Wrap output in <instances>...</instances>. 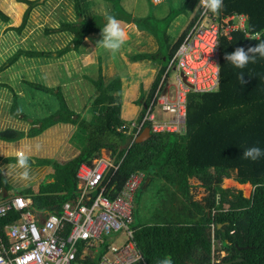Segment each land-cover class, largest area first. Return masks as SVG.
I'll list each match as a JSON object with an SVG mask.
<instances>
[{
  "label": "trees",
  "instance_id": "trees-1",
  "mask_svg": "<svg viewBox=\"0 0 264 264\" xmlns=\"http://www.w3.org/2000/svg\"><path fill=\"white\" fill-rule=\"evenodd\" d=\"M18 1L26 4L20 22L15 26H7L16 33L24 29L31 8L40 3V0ZM69 1L74 13L73 18L60 16L57 29H46L64 32L70 37L67 45L45 51L30 49L23 51L24 54L50 55L55 52L60 55L70 48H77L87 35L100 34L108 16L123 19V25L132 22L145 31L148 30L151 35L156 34L157 30L152 31L145 24H141L139 18L126 13L120 5V0H103L111 3V7L103 14H100L103 11H98L100 13L97 14L95 12L91 18L84 17L83 3H94L96 0ZM61 6L63 8V5ZM221 14L246 15L244 28L232 30L229 38H219L217 88L203 93L187 91L183 133L150 132V136L143 142L129 143L132 135L128 133L129 125H126L122 116V106L118 99L121 93L120 77L116 75L104 80L99 62V76L92 80L98 89V94L92 101L97 108L96 114H92L88 119L80 116L69 109L59 87L56 91L54 87H50V91L56 96L60 95L62 99L58 100L61 103L49 115L31 119L26 130L12 127L0 129V141L14 143L21 138L37 136L56 123L70 124L76 126L71 141L77 147V153L65 161L51 157H30L31 166L51 168L45 179L38 183L36 190L28 185L10 193L13 183L7 176L0 174V201L19 194L30 200L28 206L31 209L59 211L61 205L74 196L78 164L89 163L99 154L101 148H105L111 151L116 162L120 161L117 170L110 177L115 191L121 188L127 176L137 169L146 172V179L139 190L147 178L148 183L156 178L165 179L167 182L163 180L164 183H168L167 188L163 185L168 194L164 202V205H169L164 212L168 217L164 215L166 217L163 222L154 221L132 226L135 245L141 253V258L130 264H159V261L168 256L173 264H264V187H257L258 184L264 185V156L255 162L242 156L243 151L252 146L264 151V59L258 58L255 64L250 63L244 69H236L224 59L225 54L233 52L237 47L247 49L264 42V0H223ZM0 21L9 23V17L1 10ZM182 35L183 32L167 53L138 51L130 56L133 61H163L148 93L145 94L144 89L140 91L138 102L140 99L147 102L153 94L165 63ZM163 36L161 43L165 42L167 47L170 36L166 29L163 30ZM18 52L22 51L14 52L9 62L15 60ZM240 74L244 75L245 83L238 79ZM37 87H44L46 90L49 88L40 83L33 85V88ZM143 111L144 109L139 111V114ZM8 113L13 118L21 114L14 94ZM22 118L26 119V115L22 114ZM146 126H150L148 122L144 125ZM14 162L16 156L0 155V168L1 163ZM192 176L200 180L207 192L202 202H192L189 183ZM229 176L239 183L249 182L253 186L251 194L244 197L241 190L221 188V180L230 178ZM48 178L52 180H47ZM189 202L200 208L192 207ZM17 217L18 211L14 208L5 216H0V234L4 238V225ZM212 222L215 223L214 237L219 242L218 245L215 243L214 247L215 252H218L215 253V259L219 258V261L212 260ZM220 250L224 252L222 257L219 255ZM235 258L241 260L228 263ZM88 260L90 261L86 258V261Z\"/></svg>",
  "mask_w": 264,
  "mask_h": 264
},
{
  "label": "rangeland",
  "instance_id": "rangeland-1",
  "mask_svg": "<svg viewBox=\"0 0 264 264\" xmlns=\"http://www.w3.org/2000/svg\"><path fill=\"white\" fill-rule=\"evenodd\" d=\"M199 0H164V2L153 5L149 0H120V5L135 18H139L141 24H145L156 34L151 35L148 30L139 31L134 25H121L128 33V40L122 49L113 57L109 52L100 48L96 43L101 39V32L98 36L90 34L85 38L77 48H70L62 54L58 55L53 52L50 55H32L27 56L23 51L27 50H47L63 48L69 42L70 37L64 32L49 30L47 28L57 29L60 16L73 18L72 5L69 0H40V3L31 8L27 18L26 25L20 33L8 29L7 26H15L20 22L21 14L26 7L24 2L18 0H0V10L9 17V23L0 21V120L3 116L5 122L0 124V129L12 127L13 123L18 125L20 129L26 130L31 119L43 118L49 115L63 98L69 109L80 116L89 118L92 114H96L97 108L92 104L93 99L98 94L92 80L99 76L98 65L101 63V76L104 80H109L119 75L121 80V93L118 99L122 106V116L126 121V125H132L139 117L141 109L140 91L145 90V94L153 82L157 74L158 66L163 61H150L142 59L133 61L130 56L142 51L154 50L158 46V40L164 39L163 30L166 29L171 40H175L185 24L191 25L194 12L197 9ZM82 10L84 17L91 18L92 15L100 13L98 11L107 10L111 7V3L103 0L93 2H84ZM63 5V8L62 6ZM167 8V11H165ZM171 10V12H170ZM170 12V13H169ZM100 14H103L100 13ZM150 16L147 20L145 17ZM143 19V20H142ZM132 24V23H129ZM184 29V30H185ZM159 45L164 53H167L166 45ZM17 50L18 56L14 61L9 62L11 56ZM99 61V62H98ZM9 62V63H8ZM160 64H159V63ZM156 65L157 69L150 71L149 65ZM174 73L169 71L170 80L173 79ZM29 81V82H28ZM40 83L49 87L47 90L42 87L33 88V85ZM50 87L60 89V95L56 96ZM16 98V105L20 110L21 116L12 118L9 116L8 109L13 99ZM117 95V93H116ZM4 114V115H3ZM22 114L26 115V119L22 118ZM157 114V113H156ZM157 116H160L157 114ZM17 123V124H16ZM17 128V129H19ZM76 126L65 123H56L41 134L30 137L21 138L16 143L0 141V155H14L16 152L23 150L31 158L51 157L59 161H65L77 153V147L72 143V133L76 130ZM107 149H100L101 156H105ZM113 156V155H112ZM33 162V160H32ZM1 163V167L9 171L6 175L13 186L10 190L21 188V186H32L33 190L37 189L38 183L45 179L47 173L51 172L49 166H31V179L24 181L18 178L20 170L13 169L15 164ZM231 179V178H230ZM47 180H52L48 178ZM165 179H152L147 186H142L138 191L134 208L133 225H144L152 223L158 217L166 215L161 210H167L169 205L166 202V190L168 183H164ZM196 179L190 178L192 184L191 195L195 202H202L207 194L204 186L202 189L197 183L191 181ZM166 181V180H165ZM200 181V180H199ZM167 182V181H166ZM249 183V182H247ZM242 184V185H241ZM231 179L227 182L225 178L221 180V188H231L241 190L244 197H248L253 186L249 183L247 186ZM191 204V202H189ZM192 205V204H191ZM198 208V206H194ZM170 214V213H168ZM158 216V217H157ZM165 216V217H166ZM168 217V216H167ZM122 237V236H120ZM121 239V238H119ZM100 252H95L97 255Z\"/></svg>",
  "mask_w": 264,
  "mask_h": 264
},
{
  "label": "built area",
  "instance_id": "built-area-1",
  "mask_svg": "<svg viewBox=\"0 0 264 264\" xmlns=\"http://www.w3.org/2000/svg\"><path fill=\"white\" fill-rule=\"evenodd\" d=\"M149 1L153 5L164 2ZM237 28H244V15L206 12L199 0L193 21L167 59L153 94L141 103L143 113L129 127V143L147 122L150 132L185 130L187 91L217 88L218 41L221 36L229 38ZM170 70L174 73L171 80ZM119 163L110 150L105 156L99 152L89 163L80 162L74 196L59 211L31 209L30 200L19 194L1 200L0 216L14 208L18 217L4 225L6 238L0 234V264H130L141 258L132 223L135 197L146 172L134 170L115 191L110 177ZM214 232L212 222V260L219 261ZM219 255H224L223 250Z\"/></svg>",
  "mask_w": 264,
  "mask_h": 264
},
{
  "label": "clouds",
  "instance_id": "clouds-1",
  "mask_svg": "<svg viewBox=\"0 0 264 264\" xmlns=\"http://www.w3.org/2000/svg\"><path fill=\"white\" fill-rule=\"evenodd\" d=\"M155 2L160 3L161 0H155ZM200 3L206 12H210L215 15H219L223 9V0H200ZM127 40L128 33L122 27L121 21L114 16H108L101 32V39L96 43V46L98 45L100 48L106 50L113 57H115L125 45ZM258 58L264 59V42H260L255 46H250L247 49L244 47H237L233 52L225 54L224 56V59L236 69H244L250 63L255 64ZM243 77V74L238 76V79L241 81V83H245ZM15 155L16 163L12 166V168L20 170L17 173L19 179L29 181L31 179L29 155L23 150L17 151ZM242 156L246 160L255 162L264 156V151H262L259 147L252 146L245 149L242 153ZM0 174L6 176L10 173L7 169L0 168ZM257 187H264V185L258 184ZM139 258L140 257H137V259ZM159 264H173V261L171 257L168 256L159 261Z\"/></svg>",
  "mask_w": 264,
  "mask_h": 264
},
{
  "label": "crops",
  "instance_id": "crops-1",
  "mask_svg": "<svg viewBox=\"0 0 264 264\" xmlns=\"http://www.w3.org/2000/svg\"><path fill=\"white\" fill-rule=\"evenodd\" d=\"M165 11H167V8H166V10ZM106 11L105 10H103V13H105ZM195 13V12H194ZM242 15H244V14H242ZM193 17H194V15H193ZM246 20V15H244V21ZM130 23H132V22H130ZM128 24V26H130V25H134V27H136V29L137 30H139V31H142L141 29H139L138 28V26H136V24H134V23H132V24H129V23H127ZM188 24L186 23L185 24V26H184V28L182 29V31L180 32V34L178 35V37L182 34V32L184 31V29H185V27L187 26ZM122 27H124V26H122ZM166 33H167V31H166ZM91 34H94V33H91ZM97 36H98V34L97 33H95ZM90 35V34H89ZM88 36V35H87ZM86 36V37H87ZM170 36V35H169ZM85 37V38H86ZM178 37L176 38V39H178ZM85 38H84V41H85ZM175 39V40H176ZM175 40H171V38L169 37V43H168V46L166 47V49H167V51L171 48V46H172V44H173V42L175 41ZM163 43H165V42H163ZM148 51H152V52H159V54H162L161 52H163V50H162V48L160 47V45H159V42H158V46H157V48L156 49H154V50H148ZM165 59V56L163 55L162 56V60H164ZM147 60H150V61H154L153 59H147ZM99 62V61H98ZM159 63V62H158ZM160 64V63H159ZM157 66L160 68V66L157 64ZM147 68L148 69H150V71H152V70H156L157 69V67H156V65H149V66H147ZM158 68V69H159ZM157 72H158V70H157ZM156 76V75H155ZM4 115V114H3ZM10 116V115H9ZM1 117V116H0ZM11 117V116H10ZM5 118H7V116L5 115V116H3V118H1V120H0V124L1 125H3L5 122L3 121V119H5ZM13 118V117H12ZM17 124V123H16ZM19 125V124H18ZM18 125H15V123H13L12 124V126H14V127H16V128H19L18 127ZM20 129V128H19ZM20 141V140H19ZM16 142H18V141H16ZM16 142H14V143H16ZM231 179H233V177H231V176H229ZM190 178H194V179H196V181H194V180H192L191 182L192 183H197L199 186H200V188L202 189V186L200 185V181L195 177V176H192V177H190ZM230 178H225V179H229V180H231ZM235 180V179H234ZM236 182H238V181H236ZM189 183H190V180H189ZM191 192H192V184H190V195H191ZM191 198H192V202H195L194 200H193V197H192V195H191ZM135 200H136V197H135ZM192 205H194L193 203H191ZM195 206V205H194ZM193 207V206H192ZM191 206H189V208L191 209V210H193L194 211V209L192 208ZM198 208H200V207H198ZM183 210H185L184 208H183ZM161 211H163V212H166V209L165 210H161ZM188 212V211H187ZM190 213L188 212L187 213V215H189ZM191 217L192 216H194V215H190ZM158 217V216H157ZM164 219H165V217H164V215L162 216V217H158V219H156L155 221L157 222V221H159V222H163L164 221ZM133 223H134V219H133ZM132 226H136L135 224L134 225H132ZM134 228V227H133Z\"/></svg>",
  "mask_w": 264,
  "mask_h": 264
},
{
  "label": "water",
  "instance_id": "water-1",
  "mask_svg": "<svg viewBox=\"0 0 264 264\" xmlns=\"http://www.w3.org/2000/svg\"><path fill=\"white\" fill-rule=\"evenodd\" d=\"M78 19H80V17ZM19 116H21V115H19ZM149 136H150V129H149V127L146 126V127L143 128L141 133L135 138V142L141 143L144 140H146ZM148 181H149V179L147 178L146 182L144 183V186L148 183ZM240 260H241V258H235V259L229 261L228 263L237 262V261H240Z\"/></svg>",
  "mask_w": 264,
  "mask_h": 264
},
{
  "label": "bare ground",
  "instance_id": "bare-ground-1",
  "mask_svg": "<svg viewBox=\"0 0 264 264\" xmlns=\"http://www.w3.org/2000/svg\"><path fill=\"white\" fill-rule=\"evenodd\" d=\"M225 180H227V182L228 181H230L229 179H225ZM241 184V183H240ZM249 183H246V184H243L244 186H247ZM242 185V184H241Z\"/></svg>",
  "mask_w": 264,
  "mask_h": 264
}]
</instances>
